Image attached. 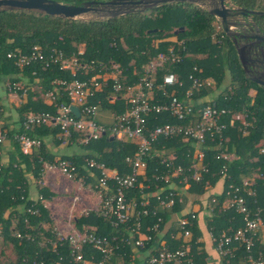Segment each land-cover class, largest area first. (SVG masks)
Masks as SVG:
<instances>
[{
    "label": "trees",
    "instance_id": "obj_1",
    "mask_svg": "<svg viewBox=\"0 0 264 264\" xmlns=\"http://www.w3.org/2000/svg\"><path fill=\"white\" fill-rule=\"evenodd\" d=\"M58 1L79 5L89 0ZM232 1L247 10L264 11V0ZM252 19L264 34V15H253ZM215 21L216 18L204 8L190 2L165 3L145 11L88 21L62 19L29 11L0 12V84L5 81L22 84L29 94L22 104L1 105L0 122L3 124H0V128L6 133L10 148L9 159L0 172V264H77L72 256V251L77 250L67 239L60 236L47 206L48 201L51 202L58 192L52 191L42 183L44 162H54V155L49 151L45 140L51 137L57 144L62 143L59 138L61 131L58 127L47 124L29 129L28 135L41 139L42 146L38 151L27 155L21 152L14 136L23 131L18 126L21 114L30 110L55 114L58 103L69 102L64 91L65 86L54 83L56 78L70 81L85 76L80 72L74 73L76 75L73 76L70 69L63 70L59 64L52 63L46 67L43 63L19 67L13 58L8 57L9 52L25 54L34 45H39L46 54L51 49L60 48L66 57H70L73 52L77 53L82 47L83 53L77 54L80 63L93 65V71L97 70L101 63L108 66L113 62L118 63L123 71V86L137 81L148 61L155 58L159 52H166L170 46L175 45V51L180 54L181 60L164 63L156 70L154 80L160 81L165 73L175 72L184 81V86L169 88L164 94L159 92L157 101L164 103L172 96L183 95L185 87L189 85L188 76L192 74L203 81L200 92L194 93L195 97L214 95L217 91L214 102L218 107L229 108L233 113H244L250 123L247 127L249 133L243 135L238 128L241 122L237 121L224 132L221 148L205 150V163L209 169L202 174L200 182H196L188 170L194 160L193 147L188 141L175 137L161 140L159 144L154 145L156 150L146 159L143 173L128 193V198L136 202L137 209L147 210V213L139 218L134 212L127 224L114 227L96 210L77 213L76 219L73 220L75 231L93 230L97 235L109 237L112 244L117 246L106 264L130 263L132 248H139L134 245L137 237L145 238L152 234L154 240L158 238V232L154 230L155 224H158L159 231L170 224L166 234L169 246L184 245L185 242L181 238L174 239L171 235L179 232L178 222H173L172 219L174 213L182 211L185 203L176 202L168 208L161 205L159 200H164L170 190L175 193L181 191V187L186 183H189L188 193L197 195L199 200L196 201H203L201 210L211 208L206 223L213 236L241 224V216L224 207L227 198L226 187L215 192L214 188L219 181L227 180L225 186L232 182L240 187L239 193H245L243 178L254 176L255 195L247 199L252 209L257 206L264 208V152H260V148L264 147V91L261 86L245 76L232 39L223 29H216ZM33 71L36 73L33 74ZM208 81L212 86L206 84ZM50 90L55 91L54 100L45 96V92ZM108 91L107 86L97 88L90 101L96 102L98 98L102 108L124 111L123 100L110 103L106 99ZM118 97L121 98V93H118ZM147 120L150 127L166 122H178L166 114H151L147 116ZM81 135V132H73L67 144L83 149L84 153L62 155L59 158L77 167V178H81H76L77 181L94 189L96 180L84 167L86 157H93L106 168L116 169L119 173L128 170L129 164L125 162V158L133 157L136 153L137 144L134 140L115 136L111 139L107 132L97 140L84 144L79 140ZM165 149H172L177 156V164L183 166V170L176 177H171L172 173L167 176L166 169L159 162L162 158H168ZM221 150L233 153L235 158H216ZM155 153L160 155L154 156ZM223 165L227 167L229 179L220 174ZM158 174H163L164 179L156 181ZM166 177L175 183V188L165 187ZM31 184L38 189L36 197L30 196ZM213 196L217 198L216 203L210 201ZM185 199L184 195V202ZM146 201L147 204H143ZM98 204L101 206L102 202L99 201ZM138 221L141 223L140 233L134 230ZM192 223L191 252L199 264H205L208 255L198 248L196 238L200 231L196 219ZM17 233L25 236L17 237ZM153 243L156 242H145L144 247L139 248L148 251V256L140 260V264H149V257L161 248L160 245L154 247ZM82 252L86 258H89L91 253H96L98 257L91 245H86ZM219 263L246 264L244 249L239 247L232 256H220Z\"/></svg>",
    "mask_w": 264,
    "mask_h": 264
},
{
    "label": "built area",
    "instance_id": "obj_2",
    "mask_svg": "<svg viewBox=\"0 0 264 264\" xmlns=\"http://www.w3.org/2000/svg\"><path fill=\"white\" fill-rule=\"evenodd\" d=\"M215 26L216 29H222L217 18ZM82 53L83 48L80 47L79 51L77 53L73 52L70 57H66L60 48L51 49L46 54L45 50L39 45L32 46L25 54L8 53V57L13 58L15 64L19 67H28L36 63H43L46 67L52 63L59 64L60 69H70L73 76L76 75L74 74L76 72H80L85 76L82 79L74 78L70 81L56 78L54 83L65 86L64 91L69 102L58 103L55 114L33 110L21 114L18 126L23 131L16 133L14 138L18 142L21 152L26 155L41 148V139L31 137L27 131L42 124L58 127L61 131L59 138L62 143H68L73 132L82 133L79 140L84 144L97 140L107 132L111 136L127 137L134 140L137 144V151L133 157L126 156L125 162L129 164L126 172L119 173L116 169H108L93 157H86L84 165L85 169L89 170L92 178L96 180L95 190L93 187L92 189L98 197V203L99 201L102 202L101 206L98 204L95 210L108 219L114 227L119 224H127L134 212L137 218L147 213V210L137 209L136 202L128 198V193L135 187L138 177L143 173L146 167V159L151 157L152 151L156 150L154 145L159 144L161 140L182 137L184 141H188L193 147L194 153L193 163L188 170L191 171L194 180L200 182L202 181V174L208 172L209 169L205 163V150L208 148H221L224 142V132L237 121L241 122L238 128L242 134L249 133L247 127L250 123L246 120L244 113H233L229 108L216 105L214 100L218 95L217 91L214 92V95L194 96V93L200 92L203 81L192 74L188 76L189 85L185 87L183 95L180 97L172 96L164 103L157 101L156 97L159 92L164 94L169 88L184 86V81L175 72L165 73L160 81L154 80L156 70L162 67L164 63L181 60L180 54L175 51V45L170 46L166 52H159L155 58L148 61L143 66L142 75L139 79L126 86L122 84L123 71L118 63L113 62L111 66L101 63L99 65L102 68L98 66L97 70L93 71L95 69L93 65L91 66L87 62L85 64L80 63L77 54ZM35 73L33 71V74ZM206 84L212 86L209 81ZM0 86V97L2 98L0 100L1 118L2 104L7 105L8 102L9 105L7 106H11V103L22 104L27 100L29 94L22 84H11L9 81H5ZM102 86L109 87L106 99L110 103H115L121 99L125 104V109L122 112L112 110L113 121L109 125L96 120V113L101 107L100 99L97 98L96 102L90 101L95 96L97 88ZM118 93H121V98L118 97ZM45 96L54 100L55 91H47ZM72 105L79 108V116L72 112L70 108ZM151 114H166L178 122H166L150 127L147 116ZM7 141L6 133L0 128V172L6 163L4 160V146ZM172 151V149H165L164 152L168 154V158H162L159 162L166 169L167 176L172 173L171 177H176L183 170V166L180 163L177 164V156ZM260 152H264V147L260 148ZM157 155L160 154H154V156ZM216 158L232 160L235 155L221 150L217 153ZM44 169L46 172L58 171L62 176L72 180H76L78 173L77 167L64 159L46 162ZM220 174L225 176V179H229L226 165L221 167ZM167 178L165 179L167 180V186L165 187L167 189L175 188V183ZM77 179L80 180L81 178ZM162 179H164L163 174H158L155 177L156 181ZM223 181V188L226 187L227 196L224 207L239 214L241 224L236 228L222 230L218 236H213L210 233L216 251L219 256H232L239 247H242L245 251L246 264H264V208L257 206L252 209L247 199L255 195V189L253 188L255 177L243 178L242 185L246 187L245 193H239L240 187L234 183L228 182L225 186L227 180ZM188 187L189 183H186L181 187V191L177 193L170 190L164 200H159L160 204L170 208L176 202L184 203V190H187ZM210 201L216 203V196H213ZM143 204H147V201ZM28 210L30 211V209ZM37 211L35 210V212ZM210 211L211 208L208 209L209 214ZM195 219V212L180 216L177 219L179 232L171 235V238H181L185 242L184 245L182 247H171L165 240L160 243L161 248L149 257L148 263L199 264L191 252L193 234L191 227L193 225L192 221ZM134 230L140 233L141 223L139 221ZM154 230L159 233L158 224H155ZM16 236L22 238L25 235L17 233ZM27 237L29 238V236ZM61 237L67 239L69 244L77 250V252L72 251L73 261L77 264H106L114 254V249L117 248L116 245L112 244L109 237L97 235L93 230L84 232L72 230L71 232L62 233ZM153 240L152 234L145 238L137 237L134 245L142 248L145 242H152ZM86 245H91L97 252L98 257L96 253H91L89 258H86L82 252ZM205 264L212 263L207 260Z\"/></svg>",
    "mask_w": 264,
    "mask_h": 264
},
{
    "label": "water",
    "instance_id": "obj_3",
    "mask_svg": "<svg viewBox=\"0 0 264 264\" xmlns=\"http://www.w3.org/2000/svg\"><path fill=\"white\" fill-rule=\"evenodd\" d=\"M173 2H190L204 8L210 15L214 16L221 23L222 29L231 39L235 41L234 27L238 24L233 18L244 21L248 30H252L256 35H250L251 39L256 38L258 41L264 42V34L261 32L257 24L252 19L253 15L262 16L264 11L247 10L232 0H89L79 5L66 4L58 0H0L1 11H29L41 15H49L69 20H103L114 18L121 15L140 12L156 8L165 3ZM239 62L246 72V62L242 49L235 43ZM264 64V60L259 61ZM264 75V72H262ZM255 81V80H254ZM259 83L264 91V81H255ZM71 110L79 116V108L72 105ZM114 137L111 136V139Z\"/></svg>",
    "mask_w": 264,
    "mask_h": 264
},
{
    "label": "crops",
    "instance_id": "obj_4",
    "mask_svg": "<svg viewBox=\"0 0 264 264\" xmlns=\"http://www.w3.org/2000/svg\"><path fill=\"white\" fill-rule=\"evenodd\" d=\"M96 120L98 122H101V123H104V124H107V125L111 124L112 121H113L112 120V110L100 107L99 110L96 113ZM45 144L48 147V149L51 152V154L54 155V161L58 160L62 155H74V154L84 153L83 149H80L79 147H77L75 145H68L67 143L57 144L51 137H49V138H47L45 140ZM9 148H10V143L7 141L5 143V146H4V160H5V162H7L8 159H9V157H8L9 156V153H8ZM46 162H48V161H46ZM46 162H44V164ZM52 175H53V177L56 176V178H58L60 173L58 171L57 172H46V170L44 169L43 173H42V180H43L42 183L45 186L50 187V189L52 191H54L53 190L54 181L51 178ZM223 185H224V181L223 180L219 181L216 184L215 188H214L215 192L220 191L223 188ZM171 186H172V184H171ZM37 194H38V189L36 188V186H34V184H31V186H30V196L31 197H36ZM184 195L186 196V199H185V202H184L185 203L184 207H183L181 212L174 213V218L172 219V221L176 222L177 219L180 216L189 214L191 212H195L196 213V224H197V227L199 228V231H200V235H198L197 238H196V241L199 244L198 248H200L203 252L207 253L209 262H211L212 264H219L220 256H219L218 252L216 251L214 241H213L211 235H209L210 232L207 235V232H206L205 228H203L204 226H203V224L200 221V220L203 219L204 222H205V226L207 227V223H206L207 219H206V217L209 216L208 210L206 208L204 210H201V208H202L201 205H202L203 201H201V202L196 201V200H199L197 195L188 193L187 190H184ZM72 198H73V196H72ZM96 202H97V198H96ZM54 204L55 203H52V202L50 203V201H49V204L47 203V206L49 207V209H50V211L52 213V217H53V219L56 222V229L59 231V234L61 236L63 232L60 230L59 226H60V223L62 221H65V220H62V219H60L58 217L53 216L54 215V211L52 210L51 207L54 206ZM63 205H62V207H63ZM68 206H69V208L67 210L66 209H62V212H65L64 213L65 214L64 215L65 218H66L67 211H69L73 215V211L74 210L78 211V213H81L82 210L83 211L95 210L97 208V206H98V202L95 204L94 203V197H91V195H90V196L86 197L83 200L81 199V202L77 205L79 207H83L80 210H77L76 204H72V202H70V204H67L66 208ZM200 218H202V219H200ZM75 219H76V217L74 215L73 216V220H75ZM169 228H170V224H167V226L165 227L164 230L159 231L158 238L153 240V241L156 242V243H153L154 247L156 245H160V243H162V242H164L166 240V234H167ZM147 256H148V251L147 250L144 251L142 249L133 247L132 248V259H131V262L127 263V264H140V260L146 258Z\"/></svg>",
    "mask_w": 264,
    "mask_h": 264
},
{
    "label": "rangeland",
    "instance_id": "obj_5",
    "mask_svg": "<svg viewBox=\"0 0 264 264\" xmlns=\"http://www.w3.org/2000/svg\"><path fill=\"white\" fill-rule=\"evenodd\" d=\"M204 62L205 61H203V63ZM204 64H206V62ZM7 105H9V102H8ZM228 154H233V153H228ZM27 176H28V178L30 177L29 174ZM51 178L54 181L53 190L55 192H58V195L56 197H54L52 199V201H51L52 203H55L54 206L51 207L52 210L54 211V215L53 216L58 217V218H60L62 220H65V221H62L60 223V226H59L60 230L63 233L71 232L72 230H75L74 224H73L72 221H73V216L74 215L76 216L78 211L74 210L73 211V215L69 211H67V213H66V218L67 219H66L64 217V215H65L64 213L65 212H62V209H66L67 210L69 208V206L66 208V205L70 204V202H72V204H76L77 210H80L83 207H79L77 205L81 202V199L83 200L86 197L91 195V197H94V203L96 204L98 202V197L95 194L94 190L90 186H85L80 181H77V180H74V179L73 180L72 179H68L65 176H62L61 174L59 175L58 178H56V176L53 177V175H52ZM72 196H73V198H72ZM75 197H77V198L74 199ZM96 198H97V202H96ZM48 204H49V201H48ZM62 205H63V207H62ZM86 211H88V210H86ZM81 212H85V211L82 210ZM200 219H202V218H200ZM200 221L203 224V226H204L203 228H205V230L207 232V235H208L209 234V230L205 226L204 220L202 219ZM119 263H121L120 260H119Z\"/></svg>",
    "mask_w": 264,
    "mask_h": 264
},
{
    "label": "flooded vegetation",
    "instance_id": "obj_6",
    "mask_svg": "<svg viewBox=\"0 0 264 264\" xmlns=\"http://www.w3.org/2000/svg\"><path fill=\"white\" fill-rule=\"evenodd\" d=\"M233 20H236L238 23L234 27L235 32H238V34L234 33L235 41L233 39L232 41L234 45L236 43L238 47L242 49L247 70L244 72V69L241 65L243 72L249 80L261 86L255 81H264V75L262 73L264 72V64L259 62L264 60V42L258 41L256 38H250V35L255 36L256 33L252 30H248V27L244 23V21H247L246 17H242V20L237 18H233Z\"/></svg>",
    "mask_w": 264,
    "mask_h": 264
}]
</instances>
